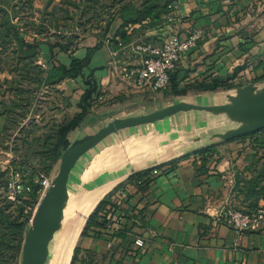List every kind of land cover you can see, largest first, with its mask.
Instances as JSON below:
<instances>
[{"label": "crops", "instance_id": "crops-1", "mask_svg": "<svg viewBox=\"0 0 264 264\" xmlns=\"http://www.w3.org/2000/svg\"><path fill=\"white\" fill-rule=\"evenodd\" d=\"M60 1L0 0V8L11 14L12 7H22L15 23L26 24L38 22L46 9ZM177 1L174 25L168 24L165 16L162 25L135 36L140 26L122 28L116 20L111 37L83 46L72 56L60 50L52 53L46 40L27 37L30 41L40 39L38 64L44 70L69 67L74 58L83 60L91 51L84 76L95 78L105 102L79 130L93 134L88 131L96 123L100 130L115 119L149 114L179 102L221 105L241 87H264V0ZM194 30H200L203 38L186 55L167 92H142L110 77L108 65L114 45L107 47L106 39H119L125 32L128 43L150 35L146 42L159 45L164 34L175 31L184 40ZM126 58L131 66L142 62L141 55L130 52ZM213 79L228 80L231 88L206 91ZM58 89L69 100L68 111L81 113V99L87 90L84 79L65 81ZM5 124L0 115V131ZM234 127L226 117L180 114L113 135L100 145L110 144L94 159L89 161L88 155L83 158L70 178L69 197L72 195L74 205L67 215L77 213L82 218L85 208L90 205L91 209L70 264L73 259V264H264V232L237 235L215 218L225 207L244 208L243 198L235 191L236 178L250 162L254 148L248 140H213L214 135ZM209 148L214 153H207L210 160L203 163L201 152ZM152 170H158L159 175L140 192L130 178ZM105 198L111 206L100 218L107 225L108 221L120 222L113 233L102 227V219L88 225ZM139 238L145 241L142 249L135 245Z\"/></svg>", "mask_w": 264, "mask_h": 264}, {"label": "trees", "instance_id": "trees-1", "mask_svg": "<svg viewBox=\"0 0 264 264\" xmlns=\"http://www.w3.org/2000/svg\"><path fill=\"white\" fill-rule=\"evenodd\" d=\"M176 1L177 0H140L135 2L128 0L126 2H121L108 22L105 32L110 31L113 23L116 20H119L122 24V28L140 26L138 31L135 30V36L143 34L142 31L144 30L162 25L164 21L163 18L169 13V6ZM47 11L48 10L46 9L41 14L38 22L20 24V22L15 23V20L20 17L19 14L23 12L22 7L20 9L12 7L11 14L5 9L0 8V64L3 62L6 65L8 60L6 56L8 51H10L13 55V60H17L22 68L13 71L10 70L14 77L10 81L6 80L4 83L10 86L17 83L20 89H22L24 84L27 83L30 85L35 81L40 86L57 87L65 81H76L81 78L84 79L87 90L81 99V113L76 114L71 121L62 124L56 135L47 141V144L50 147L49 153L51 156V162L54 164L60 162L63 153L71 145L68 139L69 135L80 128L85 123L87 117L94 114L96 109L105 101L94 105V98L100 95L98 92V83L92 76L88 78H85L84 76L85 69H87L89 64L91 51L83 60L74 58L69 67L60 65L53 66L50 70H44L39 66L40 39L44 36L39 29L44 27ZM145 22L146 24H144ZM29 35H35L40 39L30 41L27 39ZM125 36V32H121L118 37L123 43L127 44L129 39ZM105 37L106 36H102L100 40H103ZM46 41H48V39ZM112 43L114 49H117L118 42L116 39H113ZM48 45L52 53L54 50H60L61 52L72 56L78 50L73 49L69 44L63 41L57 40L55 43H48ZM0 71H3L1 67ZM16 73L18 74L17 77ZM33 73L35 77H37V80L33 79ZM175 73L172 74L171 81ZM18 77L19 79H17ZM230 88L231 85L228 84V80L213 79L212 84L206 89V91L215 92L219 89L228 90ZM13 104V108H15V102H13ZM11 113V110L7 111V107H4L3 110L2 104L0 103V115L4 116L9 123L11 122ZM6 129H8V126ZM246 140H248L250 145L253 146L255 152L244 171H251L253 177L250 179L244 178V171L237 175L235 191L243 198L244 208L236 210L251 213L259 207V203L264 199V163L259 170L255 169L260 161L258 156H262V154L264 155V130L233 141L243 142ZM209 152L214 153V150L209 148L201 152L203 163L210 160L207 154ZM262 158L264 159V157ZM50 170L51 168L47 169V172H50ZM153 171L154 170L133 175L130 178V181H132L140 192H144L155 181V179H152L151 177ZM46 174L48 175V173ZM4 176L5 173L0 172V178ZM30 185L32 186L30 197L36 200L38 186L34 184L33 176L30 178ZM109 205L111 206L110 199L105 198L90 216L88 225L92 223L94 224L98 219H102V227H107L106 221L103 218H100V215H105L106 208ZM12 208L15 209L12 210ZM29 222V218L24 217V209L20 205L8 202L0 197V264H17V260H19L20 263L25 235L30 227ZM73 261L74 259L71 264H73Z\"/></svg>", "mask_w": 264, "mask_h": 264}, {"label": "rangeland", "instance_id": "rangeland-1", "mask_svg": "<svg viewBox=\"0 0 264 264\" xmlns=\"http://www.w3.org/2000/svg\"><path fill=\"white\" fill-rule=\"evenodd\" d=\"M126 1L128 0H61L47 11L44 27L39 29L44 35L42 39H48L49 44L55 43L56 40L63 41L78 50L83 46H93L101 41L102 36H106L105 38L110 36V31L105 32L108 22L118 5ZM6 57L8 58L6 65L3 62L0 64L3 70L0 71V103L3 110L7 107V111L11 110L12 113L11 122L6 121L5 127L0 131V172L5 173V176L0 178V197L20 205L24 209V217L30 220L32 212L28 209L33 210L35 200L29 195L13 202L9 199L10 184L17 181L30 184V178L39 173H48L51 177L57 175L60 162L54 164L51 162L47 141L56 135L62 124L71 121L75 114L68 111L69 100L58 89L59 86H40L35 81L30 85L24 84L20 89L17 83L13 86L5 84L6 80L10 81L14 77L11 71L22 68L17 60H13L10 51ZM17 75L16 73V77ZM3 76L6 78L3 79ZM33 79L37 80L34 73ZM13 102L16 104L15 108ZM96 124H94L96 127L89 129L88 133L97 132L101 126ZM91 126L92 123L88 128ZM86 134L85 129L78 128L69 135L68 139L77 141ZM109 145L106 142L100 148L93 150L88 154L89 161ZM262 157L263 154L258 156L260 161L258 160L259 163L255 167L257 170L264 163ZM49 168L51 170L47 172ZM243 177L250 179L253 173L244 171ZM260 205H264V199L261 200ZM67 217L66 212L64 221ZM53 243L54 241L52 245ZM50 257L47 264H50ZM21 260L22 257L20 263L19 260L16 263L21 264Z\"/></svg>", "mask_w": 264, "mask_h": 264}, {"label": "water", "instance_id": "water-1", "mask_svg": "<svg viewBox=\"0 0 264 264\" xmlns=\"http://www.w3.org/2000/svg\"><path fill=\"white\" fill-rule=\"evenodd\" d=\"M204 113L226 117L235 127L216 134L213 140L232 141L264 130V87L247 85L227 96V103L202 106L179 102L149 114L115 119L93 134L71 143L63 153L52 186L39 204L25 235L21 264H47L50 246L61 230L69 200V182L81 160L103 142L120 132L154 125L180 114Z\"/></svg>", "mask_w": 264, "mask_h": 264}, {"label": "built area", "instance_id": "built-area-1", "mask_svg": "<svg viewBox=\"0 0 264 264\" xmlns=\"http://www.w3.org/2000/svg\"><path fill=\"white\" fill-rule=\"evenodd\" d=\"M179 2L176 1L169 6V13L166 15V22L174 25L177 22V11ZM130 31V30H129ZM149 36L139 38L128 44L123 43L120 39L117 49H111V61L108 65L110 77L120 84L129 86L142 92L165 93L170 89L171 76L175 73L185 60L186 55L194 50L203 38L200 30H194L189 33L188 37L181 40L175 31L164 34L160 37L161 43L153 45L147 43ZM107 47L112 45V38L104 41ZM141 55L142 62L138 66H131L127 62L128 53ZM104 95L100 94L94 98V105L102 103ZM159 175L158 170L152 172V179ZM56 176H48L39 173L33 177V182L38 186L37 198L33 207L29 208L32 212L30 224L36 214L37 208L43 197L48 192ZM32 193V186L28 183L13 182L10 184L9 199L15 202L24 196ZM217 221H222L235 234L243 233H260L264 232V205H260L251 213H245L232 207H225L215 215ZM107 231L115 232L119 229L120 222L108 221ZM135 245L138 248L145 247V241L137 239Z\"/></svg>", "mask_w": 264, "mask_h": 264}, {"label": "bare ground", "instance_id": "bare-ground-1", "mask_svg": "<svg viewBox=\"0 0 264 264\" xmlns=\"http://www.w3.org/2000/svg\"><path fill=\"white\" fill-rule=\"evenodd\" d=\"M73 205H74V199L71 195L68 200V206H67V209L65 210V214L66 212L69 211V209H72ZM90 209H91L90 205L85 208L82 218H78L79 214L76 213L73 216V214L70 212L68 214L67 219L65 221L63 220L62 228L55 236L53 245L51 244L52 250L50 252L51 253L50 254L51 255L50 264H70V260L72 257V253H73V249H74L77 237L79 236L83 228L85 217L87 216V214H89L88 212L90 211Z\"/></svg>", "mask_w": 264, "mask_h": 264}]
</instances>
